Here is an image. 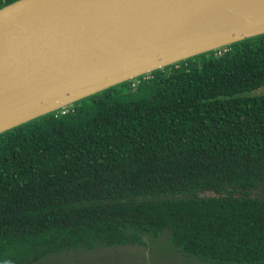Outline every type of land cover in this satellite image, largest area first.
<instances>
[{
  "label": "trees",
  "instance_id": "1",
  "mask_svg": "<svg viewBox=\"0 0 264 264\" xmlns=\"http://www.w3.org/2000/svg\"><path fill=\"white\" fill-rule=\"evenodd\" d=\"M117 86L0 134V264L160 234L264 264V35Z\"/></svg>",
  "mask_w": 264,
  "mask_h": 264
},
{
  "label": "water",
  "instance_id": "2",
  "mask_svg": "<svg viewBox=\"0 0 264 264\" xmlns=\"http://www.w3.org/2000/svg\"><path fill=\"white\" fill-rule=\"evenodd\" d=\"M264 35V0H15L0 7V134Z\"/></svg>",
  "mask_w": 264,
  "mask_h": 264
},
{
  "label": "rangeland",
  "instance_id": "3",
  "mask_svg": "<svg viewBox=\"0 0 264 264\" xmlns=\"http://www.w3.org/2000/svg\"><path fill=\"white\" fill-rule=\"evenodd\" d=\"M127 83V82H125ZM124 86H116V90H125ZM264 92V88L257 93ZM136 96L133 91H123L119 98L132 100ZM32 264H217L199 260L181 254L173 247L165 234L157 237H141L132 243L116 246L96 244L92 247H79L69 251L47 254ZM228 264V263H220ZM230 264V263H229Z\"/></svg>",
  "mask_w": 264,
  "mask_h": 264
},
{
  "label": "flooded vegetation",
  "instance_id": "4",
  "mask_svg": "<svg viewBox=\"0 0 264 264\" xmlns=\"http://www.w3.org/2000/svg\"><path fill=\"white\" fill-rule=\"evenodd\" d=\"M70 250H72V249H70ZM178 250V249H177ZM62 251H69V250H62ZM179 251V250H178ZM180 252V251H179ZM181 253V252H180ZM181 254H183V253H181ZM183 255H186V254H183ZM188 256H191V255H188ZM192 257H195V256H192ZM195 258H197V259H199V260H203V261H209V260H205V259H201V258H198V257H195ZM209 262H212V261H209ZM213 263H215V262H213ZM217 264H220V263H217ZM229 264V263H228ZM230 264H232V263H230Z\"/></svg>",
  "mask_w": 264,
  "mask_h": 264
},
{
  "label": "built area",
  "instance_id": "5",
  "mask_svg": "<svg viewBox=\"0 0 264 264\" xmlns=\"http://www.w3.org/2000/svg\"><path fill=\"white\" fill-rule=\"evenodd\" d=\"M215 51H216L217 54H219L220 49H217ZM135 80H137V79H135ZM135 80H132V81H135Z\"/></svg>",
  "mask_w": 264,
  "mask_h": 264
}]
</instances>
